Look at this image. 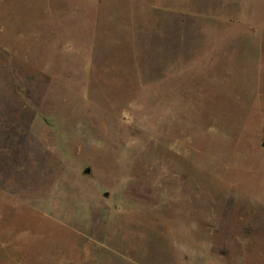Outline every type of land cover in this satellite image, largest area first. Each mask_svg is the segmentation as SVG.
I'll use <instances>...</instances> for the list:
<instances>
[{"label": "rangeland", "instance_id": "obj_1", "mask_svg": "<svg viewBox=\"0 0 264 264\" xmlns=\"http://www.w3.org/2000/svg\"><path fill=\"white\" fill-rule=\"evenodd\" d=\"M0 264H264V0H0Z\"/></svg>", "mask_w": 264, "mask_h": 264}]
</instances>
